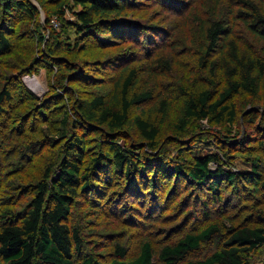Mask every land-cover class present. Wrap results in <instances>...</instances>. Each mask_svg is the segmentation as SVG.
<instances>
[{
  "label": "rangeland",
  "instance_id": "1",
  "mask_svg": "<svg viewBox=\"0 0 264 264\" xmlns=\"http://www.w3.org/2000/svg\"><path fill=\"white\" fill-rule=\"evenodd\" d=\"M29 1L38 10V16L32 22L34 24L27 18L16 21L21 13L17 17L10 16L6 29L10 27L12 32L8 34L14 43L22 42L29 46L31 63L40 59L39 50L48 39L50 44L45 46L50 45L52 58H56L48 63H39L32 71L23 73L20 76L21 85L39 102L43 98L48 101L58 93L63 96L40 111L38 102L16 103L20 99L19 94L14 95L9 104H4V109L11 111V118L8 119L7 112L0 113V205H26L33 193L22 196V189L40 180L48 166L49 175H56L58 164L65 154L64 143L69 137L83 138L81 169L91 156L107 147L109 137H115V142L133 150L138 165H144L148 177L154 179V185L139 177L136 185H139L140 191L135 193L131 188V192L122 172L111 163L103 168L96 177L94 189L88 193L79 192L71 203L67 223L76 225L82 240L87 241L82 251L92 250L106 262L117 258L114 252V244L117 243L126 249L125 259H130L135 256L141 242L149 241L154 264H162L157 259L160 249L175 243L185 233H194L207 219L217 220L226 232L233 222L255 225L264 221V214L258 215L264 209V204L260 203L264 201L261 186L264 180V114L259 115L255 123L247 122L248 114H244L248 110L261 111L262 102L245 108L237 103L238 114L232 122L214 124L193 119L178 136L173 135V124L182 114L184 96L181 89L200 87L210 77L204 72L201 74L196 55L183 47L178 39L184 37L190 43V29L197 26L201 18H209L212 14L210 9H214L217 16L221 12L227 13L226 22H236L232 34L240 35V22L234 18L238 9L233 0H176L177 3H169V0H125V10L120 16L114 17V13L107 15L110 16V24L102 23L104 21L98 14L93 16L97 33L89 40L85 39L84 31L75 25L81 5L68 0L64 10L58 12V5L67 0ZM29 23L31 27H25ZM109 27L114 30L120 28L122 37L115 38L114 33L108 32ZM31 31L36 36L40 32L45 35L39 46ZM128 32L134 33V40H128ZM58 37L60 45L56 44ZM248 42L257 48L250 37ZM20 57L25 56L15 48L3 55L4 59L14 61H19ZM157 58L167 59L170 68L161 70L153 67ZM125 67L138 70L128 89V97L151 92L149 99L131 106L127 118L131 120L139 115L158 127L160 132L155 149L147 145L130 122L120 132L111 134L104 124L86 121L77 115L79 103L95 94L111 101L119 77L125 74ZM2 70L7 72H0V85L3 75L9 74L12 69L0 66ZM11 73L12 77L18 76V72ZM35 78L43 85L39 93L26 82ZM51 83H54L55 91L51 90ZM8 89L13 94L14 86L9 85ZM261 89L264 90L263 82ZM163 99L166 103L164 107L159 104ZM29 115L32 117L26 127H30L35 117L34 127L42 129L41 134L31 133L28 129L26 136L15 137L14 128L21 121L27 122ZM17 116L22 119L19 124ZM33 143L39 146H33ZM206 154L220 156L222 167L236 172L238 179L235 187L229 183L220 185L218 201L200 185L163 174L166 163L183 157L184 163L190 164L194 156ZM254 160L259 161V174L246 182L239 175L251 172ZM210 167H215V164L211 163ZM205 201L206 204L203 203ZM205 210L210 214L208 218L204 217ZM227 235L217 234L200 243L197 249L187 253L183 261L206 257L222 245ZM242 258L244 264H264V245L243 253Z\"/></svg>",
  "mask_w": 264,
  "mask_h": 264
},
{
  "label": "trees",
  "instance_id": "2",
  "mask_svg": "<svg viewBox=\"0 0 264 264\" xmlns=\"http://www.w3.org/2000/svg\"><path fill=\"white\" fill-rule=\"evenodd\" d=\"M72 1L82 7V10L77 13L75 25L84 31V37L88 40L90 36H96L97 33V23L94 22L93 16L98 14L104 21L102 23H109L110 16L107 15L114 13V17H118L122 10H125V0ZM175 1L169 0V3ZM66 3L68 0L60 3L57 11L62 12ZM232 3L238 9L234 13V18L240 22V35L232 34L236 22L234 24L226 22L227 13L221 12L217 16L215 10L210 9L212 12L210 17L201 18L198 25H194L190 29L192 31L190 43L184 37L178 39L183 47L196 55V62L201 74L204 72L210 77L206 78V82L201 83L200 87L194 86L187 90L180 88L184 99L181 105L182 114L176 118L173 124L175 137L193 119L214 124H222L224 121L232 122L238 114L237 103L245 108L247 105L252 106L262 102L263 109L261 111L257 112L255 109L244 112L245 115L248 114L246 121L249 123H255L259 115L264 114V90L261 89V83H264V0H233ZM19 13H21V17L16 21L27 18L32 23L38 16L36 6L29 0H0V66L12 69L9 74L3 75V82L0 85L1 114L7 112L4 109V104H9L16 94L21 95L16 103L38 102L39 111L54 104V99L63 96L58 93L52 99L48 98V101H44L43 98L44 100L41 99L43 101L39 102L21 85L20 76L23 73L30 72L36 68L37 64L48 63L49 60L56 57L52 58L50 45L45 46L50 44V39L39 50L40 59L38 61L34 59L35 61L32 63L30 62L32 52L29 46L22 42H17V44L12 41L8 34L12 32L11 28L6 29L9 23L8 19L10 16H19ZM31 23L25 27L30 28ZM108 32L114 33L115 38L122 37L123 34L120 28L114 30L109 27ZM32 33L36 37L38 46L43 43L44 34L40 32L36 36L35 32ZM127 37L128 40H134V33L128 32ZM249 37L257 44V48L248 42ZM60 42L58 37L56 44L60 45ZM14 48L25 57H20L19 61L4 59L3 55ZM213 57H216L215 60ZM23 63L25 64L23 65ZM168 63L167 59L157 58L153 67L167 70L170 68ZM123 70L125 74L119 77L111 101L105 100L103 95L95 94L89 100L79 103V114L77 115L86 121L94 120L99 124H104L111 134L120 132L130 122L146 140L147 145L151 149H155L156 139L160 132L158 127L139 115L131 120L127 118L131 106L149 99L151 92L132 94L131 97H128V89L133 84L132 80L136 78L138 70L135 67L127 69L125 67ZM13 71L18 72L17 77H12L11 72ZM0 72H7V70ZM9 85L14 86L13 94L8 89ZM59 86L62 88L63 84L60 83ZM50 87L52 91H55L54 83H51ZM159 104L164 107L165 99ZM10 114L11 111L7 112L8 119L11 118ZM31 117L32 115L27 116V122H22V119L17 116V124L20 123L19 121L21 123L14 128L15 137H24L28 129L31 133L41 134L42 129L36 130L34 127L36 125L35 117L32 119L30 127H26ZM62 120L63 118L60 119V122ZM109 140L107 147L91 156L89 162L81 169L83 138L69 137L64 143L65 154L58 164L56 175H49L50 166H48L40 180L28 184L22 189V196L33 193L26 205L23 207H16L15 204L10 203L0 205V264H154L153 249L149 241L141 242L135 256L130 259H125L126 249L115 243L114 252L117 258L106 262L102 261L94 251H82L84 243L87 241L82 240L76 225L70 226L67 223L74 196L79 192L88 193L93 190L96 177L109 163L126 176L127 189L131 192V188L135 190V193L140 191L139 185H136L139 177L145 178L148 183L150 182V185H154V179L148 177L144 165H138L133 150L130 151L129 147L115 142V137H109ZM33 146H39V144L33 143ZM179 151L182 152L181 148ZM211 163H214L215 167L211 168ZM253 164L251 172H241L239 175L246 182H250L251 178L259 174V161L254 160ZM222 166L220 156L213 154L196 155L190 164H185L181 157L179 161L175 160L163 165V174L169 178L182 179L192 185H200L205 190H209L214 199L218 201L220 200L218 192L221 184L229 183L235 187L238 183L236 172ZM177 180L172 184V187ZM261 186L264 189V180H262ZM203 203L206 204V201ZM260 203L263 205L264 201ZM261 214H264V209L259 211L258 215ZM209 215L205 210L204 217L208 218ZM224 233L228 234L225 241L211 254L201 259L183 261L187 253L197 249L200 243L202 244L217 234ZM262 245H264V221L255 225L233 222L226 232L225 227L217 220L207 219L205 224L194 233H185L175 243L163 246L157 259L162 264H244L242 254Z\"/></svg>",
  "mask_w": 264,
  "mask_h": 264
},
{
  "label": "bare ground",
  "instance_id": "3",
  "mask_svg": "<svg viewBox=\"0 0 264 264\" xmlns=\"http://www.w3.org/2000/svg\"><path fill=\"white\" fill-rule=\"evenodd\" d=\"M27 84L35 90V92L39 93L41 88H43L42 83L38 79H27Z\"/></svg>",
  "mask_w": 264,
  "mask_h": 264
}]
</instances>
